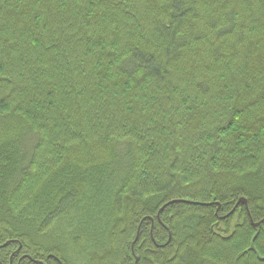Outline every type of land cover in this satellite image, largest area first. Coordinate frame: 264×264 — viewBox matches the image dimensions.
Wrapping results in <instances>:
<instances>
[{
	"label": "trees",
	"instance_id": "trees-1",
	"mask_svg": "<svg viewBox=\"0 0 264 264\" xmlns=\"http://www.w3.org/2000/svg\"><path fill=\"white\" fill-rule=\"evenodd\" d=\"M39 263L264 264V0H0V264Z\"/></svg>",
	"mask_w": 264,
	"mask_h": 264
},
{
	"label": "water",
	"instance_id": "water-1",
	"mask_svg": "<svg viewBox=\"0 0 264 264\" xmlns=\"http://www.w3.org/2000/svg\"><path fill=\"white\" fill-rule=\"evenodd\" d=\"M238 203H240V204H242V205L246 206V201H245V199H244V198H242V199H239ZM256 226H257V224H256ZM39 264H41V263H39Z\"/></svg>",
	"mask_w": 264,
	"mask_h": 264
}]
</instances>
